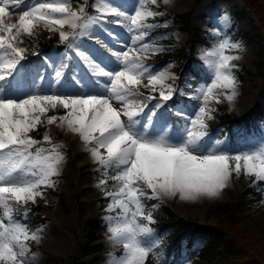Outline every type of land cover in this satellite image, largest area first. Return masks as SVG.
Returning a JSON list of instances; mask_svg holds the SVG:
<instances>
[{"label":"snow or ice","instance_id":"6c2138e0","mask_svg":"<svg viewBox=\"0 0 264 264\" xmlns=\"http://www.w3.org/2000/svg\"><path fill=\"white\" fill-rule=\"evenodd\" d=\"M88 6V0L77 7L73 0H0V264H33L35 260L34 254L29 256L28 242L38 243L43 229L30 230L23 222L28 215L25 206L43 199V189L55 186L53 178L59 176L64 160L63 146L47 133L41 140L31 135L45 124L77 135L103 174L97 187L109 200L104 217L108 241L122 248L118 256L109 253L108 264H146L150 256L161 264L155 253L158 245L149 239L154 220L144 200L216 198L233 175L253 178V186L264 183V138L235 151L222 147L219 140L214 145L206 142L208 121L217 110L214 105L232 103L238 95L234 72L238 66L232 61L241 57L228 53L242 52L243 45L223 38L204 53L209 81L189 97L197 101L191 111L176 110L183 125L173 124L169 131L160 109L173 98L176 89L168 81L176 77L145 63L151 55L165 51L146 42L158 26L148 21L163 15L154 10L159 0H135L132 11L111 0H93L95 14L87 11ZM101 23L116 24L130 34V42L122 46L126 50L109 48L111 56L107 57L74 43ZM41 28L59 34L60 42L75 51L101 91L18 94L28 51L22 45ZM213 34L220 35L218 31ZM61 76L55 70V78ZM78 83L87 87L83 79ZM142 88L150 94L145 97ZM153 100L157 102L146 112L147 102ZM58 109L64 110L62 115H48ZM158 121L163 122L157 132ZM109 179L115 182L114 191L106 190Z\"/></svg>","mask_w":264,"mask_h":264},{"label":"rangeland","instance_id":"374dc122","mask_svg":"<svg viewBox=\"0 0 264 264\" xmlns=\"http://www.w3.org/2000/svg\"><path fill=\"white\" fill-rule=\"evenodd\" d=\"M83 2L84 0H73V6L77 7ZM92 3L93 0H88L87 11L90 14H95L91 6ZM111 3L132 11L135 0H111ZM192 4L193 0H170L168 4H164L162 0H159V7H154V10L162 12L163 15L149 20L148 23L168 27L170 29L168 33L170 39L162 42L149 35L146 38V42H151L153 45L164 49L170 45H175L184 50L187 49L190 42L187 33L181 31L178 24V26L172 25L171 19L176 14L192 9ZM192 13L191 23L205 31L206 34H209L207 45L204 46L201 42H196L193 50L195 66L202 70L203 78L198 83L193 84L192 76L183 77L176 69L177 60L173 56L155 66L149 60H146L145 63L153 66L156 70L166 69L175 75V81H168L176 89L173 97L177 95L180 97L177 105L172 106L174 113H176L177 109L191 111L197 102H186L182 98L188 99L194 94L197 87L209 81L210 70L204 53L211 50L220 39L229 38L233 42L239 41L243 45L244 50L242 52L232 50L228 53L230 55H240L241 57V62L232 61L233 64L238 66L234 69L239 81L238 95L232 103L227 101H224V103L227 109L228 106L234 109L227 110L231 117H244L246 113L253 110L254 105H258L263 113L261 115L255 114L248 124L244 123L233 128L237 135L236 143H231L228 135L214 138L210 134L206 137V142L209 145H214L217 140L222 141L221 146L230 151L242 149L247 144H254L264 138V32L254 14L247 10L242 0H200ZM112 19L117 18L109 17V20ZM64 30L71 31L67 27ZM214 31H218L220 35H214ZM47 32L53 43L43 52L40 51L32 39L26 38L25 44L22 45L28 49L26 54L28 58L22 62L24 67L18 78V86L20 88L18 94L20 95L36 90L74 93L73 86L70 85L69 81L77 80L78 78L82 79V77L85 79V75L90 74L83 61L76 56L75 51L68 49L66 43L60 42L58 33ZM237 34H240V36ZM128 42H130V34L124 28L112 23H101L90 28L89 35L79 37L74 43L81 49H88L110 57L109 48L112 50H126L122 46ZM61 46H63L62 49L60 48ZM154 56L151 55L149 59ZM61 64L64 67L61 68ZM55 70L62 72L59 80L55 78ZM66 76L69 77V81H65ZM33 80H35V85L32 83ZM94 80L95 78L90 77L92 84L88 83V87L80 94L101 91L99 86H94ZM156 95L158 97V93ZM156 102V100H153V104L148 103L149 107L145 111L147 112L153 108ZM62 114L63 112L58 113L57 110L48 113V115ZM178 117L181 121V125L178 128H181L183 120L180 116ZM162 122H157L155 131H159ZM166 128L169 131L171 130V124L168 120ZM46 133L54 143H59L63 146L60 151L64 154V160L60 165L59 176L53 178L55 186L52 189L57 194L49 201L37 198L35 203H38L41 207V212L46 221L36 228L30 229L42 228L43 231L40 233L41 239L38 243L28 242L31 249L29 256L35 255L33 264H108L109 253L118 256L122 252V248L108 241L110 233L107 231V223L104 217L108 215L105 209L109 200L105 198L104 190L97 187L99 180L104 178L103 174L97 170L99 166L92 160L80 161L76 156V153L84 146L79 137L76 141L70 140L72 135L69 132L65 134L64 129L57 128L56 130L54 125L47 124L40 126L31 135L35 139L41 140ZM70 141L74 142V144H71ZM44 146L47 147V145ZM252 179L251 177H245L243 174L239 178L233 175L228 187L224 189V200L210 201V198H201L196 201H184L179 199V197H162L155 201L158 205L160 203L167 205L177 217L196 219L202 224L215 226L218 224V213L214 210L215 207L218 204L237 202L240 199V193L247 186L252 185ZM261 186L264 195V183ZM102 199H104V204H102ZM29 204L32 203H28L26 206ZM256 205V203H249L243 207L244 210L237 211V225L242 224V219L248 212L256 210ZM112 215H115V213H112ZM89 218H95L99 221L100 226L95 230L94 235L99 238L104 248L96 260H92L91 255H87L84 258L79 256L81 246L84 245L86 240L85 236L88 227H86L85 223ZM141 223H146V221L142 220ZM149 226L152 229L149 239L154 240L158 245L160 239L156 233L157 229L153 223ZM216 231L225 239L231 237V233L228 230L217 227ZM184 259H188V257L186 256Z\"/></svg>","mask_w":264,"mask_h":264},{"label":"trees","instance_id":"16d2710c","mask_svg":"<svg viewBox=\"0 0 264 264\" xmlns=\"http://www.w3.org/2000/svg\"><path fill=\"white\" fill-rule=\"evenodd\" d=\"M243 1L248 10L254 13L264 30V0ZM191 15L190 11L176 15L173 22L181 25V29L191 36V42L192 39L205 40V35L190 24ZM150 35L160 41L167 40L170 37L165 29H153ZM27 39H32L38 48L49 45L52 40L49 33L43 28L37 31L35 37ZM191 55L192 48L183 50L176 46H169L164 53L157 54L152 59L147 60L155 66L173 56L177 60L176 69H178L179 74L188 73L194 77L195 81H198L202 76V70L194 65ZM71 84L75 93H78L82 88L72 81ZM141 91L146 97L147 90L142 88ZM176 101L177 98H173L168 102L174 105L177 103ZM168 105V103L164 105L160 112L166 120H170L171 124H175L178 128L181 121L172 109L165 111ZM214 106L217 110L212 114L213 119L208 121L207 132L214 138L228 135L230 142L233 144L237 142V135L233 128L244 123L248 124L255 114L261 115L263 113L258 105H254L251 113L243 118H237L235 116L231 117L224 104ZM261 185L262 183L256 186H247L240 193V199L235 203L218 204L214 209L218 213V224L215 226L202 224L196 219L177 217L163 203L158 205L155 200H144L146 211L152 213L155 220L153 224L157 228V235H159L160 241L155 253L159 256L161 264H264V203H261L264 200V195ZM108 188L115 189V182L111 179L108 180ZM43 191L44 198L42 200L45 201H49L57 194L52 188H45ZM249 203H256V210L248 212L242 219V224L237 225V211L244 210L243 207ZM155 204H157V207L153 208ZM25 207L28 210V215L23 219V222L29 229H34L45 222L38 203ZM20 218L21 215L18 213L17 219ZM85 225L88 227V231L79 256L85 257L92 254V258L96 260L98 258L97 253L102 249L100 243H94L96 239L94 233L100 226L99 221L95 218H89L86 220ZM217 227L228 230L231 237L223 238L216 231ZM186 256L189 258L188 261L184 259ZM146 264H156V258L150 256Z\"/></svg>","mask_w":264,"mask_h":264},{"label":"bare ground","instance_id":"6f19581e","mask_svg":"<svg viewBox=\"0 0 264 264\" xmlns=\"http://www.w3.org/2000/svg\"><path fill=\"white\" fill-rule=\"evenodd\" d=\"M235 61H237V62H241V59H239V60H235ZM228 109H229V110H234L233 108H231V106H228ZM54 128L57 130V128H60V127H57V126L54 124ZM60 129H63V128H60ZM64 130H65V129H64ZM67 133H68V131L65 130V134H67ZM69 134L72 135V138H71L70 140L76 141V139L78 138V136L75 135V134H72L71 132H69ZM70 143H71V144H74V142H71V141H70ZM76 156L80 159V161H81V160H82V161L92 160V159L90 158V154L84 150V146H83L82 148H80V151H78V152L76 153ZM224 196H225V191L223 190V191L221 192V194H220L218 197H216V198H210V201H211V200H214V201H215V200H224V199H223Z\"/></svg>","mask_w":264,"mask_h":264}]
</instances>
